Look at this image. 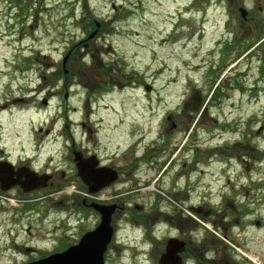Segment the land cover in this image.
I'll return each mask as SVG.
<instances>
[{
    "label": "flooded vegetation",
    "instance_id": "flooded-vegetation-1",
    "mask_svg": "<svg viewBox=\"0 0 264 264\" xmlns=\"http://www.w3.org/2000/svg\"><path fill=\"white\" fill-rule=\"evenodd\" d=\"M61 1L0 0L1 45L22 53L30 36L53 49L39 53L50 60L47 69L35 70L37 60H12L0 89V264L40 263L67 251L65 263L53 264H264V253L235 258L245 244L226 234L217 203L204 192L203 91L193 92L197 103L182 105L186 120L171 109L158 113L155 104L149 132L134 122L125 129L124 109L113 105L117 95L151 84L108 73L78 78L72 60L89 57L105 23L90 20L92 28L60 60ZM257 14L247 11L222 43L229 48L230 36H244L249 49L263 47L264 15ZM78 85L86 94L82 108ZM93 191L103 194L101 202L89 196Z\"/></svg>",
    "mask_w": 264,
    "mask_h": 264
},
{
    "label": "rangeland",
    "instance_id": "rangeland-1",
    "mask_svg": "<svg viewBox=\"0 0 264 264\" xmlns=\"http://www.w3.org/2000/svg\"><path fill=\"white\" fill-rule=\"evenodd\" d=\"M113 5L120 10L114 12ZM241 7L264 15L259 9L263 0H62L59 47L62 60L67 48L92 28L90 20H103L102 37L88 51L96 60L78 57L71 70L78 78L100 79L108 73V79L153 86L151 95L143 88H126L114 104L117 93L109 95L110 104L124 109L125 129L134 122L141 132H149L156 126L151 111L155 104L158 113L171 109L177 119L186 120L182 105L195 90L203 91L206 109L199 127L205 143L204 192L217 203L216 220L226 234L245 244L236 248L237 260L246 252L264 253V46L249 49L244 36H230L229 48L221 40L242 19ZM87 8L92 12L87 14ZM22 44V53L0 44V89L13 72L12 60H37L35 70L47 69L50 60L39 53L53 49L46 43L40 48L30 36ZM85 98L78 85L77 108ZM3 244L0 240V251L5 250ZM228 253L233 258L231 250Z\"/></svg>",
    "mask_w": 264,
    "mask_h": 264
},
{
    "label": "water",
    "instance_id": "water-1",
    "mask_svg": "<svg viewBox=\"0 0 264 264\" xmlns=\"http://www.w3.org/2000/svg\"><path fill=\"white\" fill-rule=\"evenodd\" d=\"M240 13H241V16H242V18H245V16H246V11H245V9H240ZM65 60H67V58L65 59ZM146 89H147V91H149L150 90V87L149 86H147L146 87ZM198 95L196 94V95H194L193 96V100H194V102L195 103H197V97ZM261 131V130H260ZM246 171H248V168L246 169ZM94 193L96 192V191H93ZM108 223H109V220H105V222H104V226L103 227H106V225H108ZM257 225H259V223H257ZM70 252L71 251H67L64 255H62V256H53V257H50L49 259H47V260H45V261H42V262H40V263H34V264H53L55 261H62V262H66V260L67 259H69V256H70Z\"/></svg>",
    "mask_w": 264,
    "mask_h": 264
},
{
    "label": "trees",
    "instance_id": "trees-1",
    "mask_svg": "<svg viewBox=\"0 0 264 264\" xmlns=\"http://www.w3.org/2000/svg\"><path fill=\"white\" fill-rule=\"evenodd\" d=\"M263 52H264V50H263ZM239 55H240V54H239ZM239 55H238V56H239ZM238 56H237V57H238ZM215 98H217V96H216ZM215 98H214V102H215ZM216 101H217V99H216Z\"/></svg>",
    "mask_w": 264,
    "mask_h": 264
}]
</instances>
